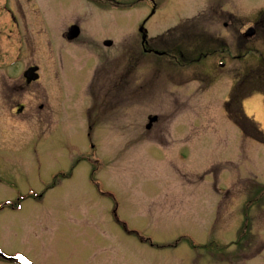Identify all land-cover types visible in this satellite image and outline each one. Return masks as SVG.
Returning a JSON list of instances; mask_svg holds the SVG:
<instances>
[{"label":"rangeland","instance_id":"1","mask_svg":"<svg viewBox=\"0 0 264 264\" xmlns=\"http://www.w3.org/2000/svg\"><path fill=\"white\" fill-rule=\"evenodd\" d=\"M36 1L53 16V49L47 59L35 45L40 79L19 83L13 100L24 112L0 104V251L12 260L0 264L264 258V139L254 132L264 133V32L228 63L212 38L231 39L199 16L202 0ZM145 20L152 46L178 53V65L143 53ZM240 21L244 31L253 22ZM204 43L212 55L191 61Z\"/></svg>","mask_w":264,"mask_h":264},{"label":"flooded vegetation","instance_id":"2","mask_svg":"<svg viewBox=\"0 0 264 264\" xmlns=\"http://www.w3.org/2000/svg\"><path fill=\"white\" fill-rule=\"evenodd\" d=\"M24 1L26 2L25 7ZM109 1L113 2L114 0ZM202 1L206 4L208 11L199 13V16L206 20L216 19V21H222L220 25L226 32L228 40L230 41L231 39V42L227 44L225 38L223 40L220 38V33L215 37V40L223 49V56L227 62L230 63L234 58L242 59L248 56L238 53V51L242 52V49L245 48L250 39L258 37L259 32H264V0H237L239 8L233 10L229 8L231 0ZM251 7H256L257 9L248 13L240 12V8L247 9ZM38 16L42 17L39 21ZM244 19L253 20L246 31L243 30L245 24H239L240 20ZM53 27V16L50 12L39 11V4L36 5L35 0H0V87L3 100V103L1 102L0 104L4 105V107L7 102L8 105L13 103V110L18 114L24 112L23 105H15L13 100L22 89L31 87L39 81V66H37L38 64H32L30 60H34V58L38 61L41 59L45 60L44 56L42 57L37 53V47H35L39 41L47 45V59L50 57L49 55L53 49V40L51 39L54 32ZM249 29L253 30V33L250 34L252 35L251 37L246 34ZM69 30L70 28L66 34H63V37L71 42L69 40ZM146 40L147 42L143 45L141 36L143 51L145 49L148 51L146 54L155 55L154 53L159 50L152 46L148 38ZM211 55V53H200L197 60L193 59L191 61L197 62L200 60L201 62ZM34 68H37V72L35 71L33 75L37 73L39 78L36 81H29V72ZM22 81H24V88L19 85ZM40 109H43V105ZM263 139L264 135L259 134L256 140ZM263 199L264 192L257 196L258 201L261 202ZM257 206L264 210L263 204ZM262 254L261 251L240 252L234 253V255L231 253H207L202 257L197 256L196 259L206 260L208 264H264V258L261 257Z\"/></svg>","mask_w":264,"mask_h":264},{"label":"water","instance_id":"3","mask_svg":"<svg viewBox=\"0 0 264 264\" xmlns=\"http://www.w3.org/2000/svg\"><path fill=\"white\" fill-rule=\"evenodd\" d=\"M140 31L143 32V28H141ZM79 33H80V30H79V28L77 26L72 27L71 30H70L69 39L73 40V39L77 38L79 36ZM143 40L144 41L146 40V34L145 33L143 34ZM111 44H112L111 42H107V45H111ZM36 70H37L36 68L30 70V72H29V75H30L29 76V81L36 80L38 78L37 75H33V73ZM157 121H158V117L151 118L150 122H149V124L147 126V129L150 130L152 128L153 124L156 123Z\"/></svg>","mask_w":264,"mask_h":264},{"label":"snow or ice","instance_id":"4","mask_svg":"<svg viewBox=\"0 0 264 264\" xmlns=\"http://www.w3.org/2000/svg\"><path fill=\"white\" fill-rule=\"evenodd\" d=\"M21 259H22V257H21Z\"/></svg>","mask_w":264,"mask_h":264}]
</instances>
